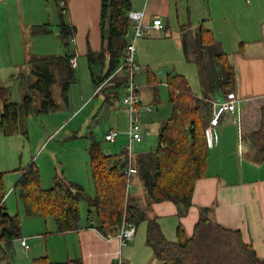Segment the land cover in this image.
<instances>
[{
	"label": "trees",
	"instance_id": "obj_1",
	"mask_svg": "<svg viewBox=\"0 0 264 264\" xmlns=\"http://www.w3.org/2000/svg\"><path fill=\"white\" fill-rule=\"evenodd\" d=\"M57 2L60 9L61 34L66 40L65 43L70 44L69 38L74 27L65 18L68 0ZM132 7V0H102L103 49L98 53L92 50L87 53L93 80L98 86L97 94L101 93L108 105H113L118 99L123 105L129 84L127 66L124 64L122 67L124 77L120 80L116 69L121 57L126 56L130 45L127 36L131 28L135 29V21L129 15ZM207 45L205 39L200 40V50ZM107 52L111 54L109 67L105 75H98L94 64L104 63ZM73 58L74 54L67 51L64 55L38 56L29 60L27 63L31 68L30 73L21 70L22 85L25 86L26 94L20 103L13 101L10 90L0 84L2 133H21L28 137L27 119L32 114L57 109L55 84H59L62 97L69 102L70 86L76 77ZM217 60L225 74L221 84L231 86L235 81L234 65L230 63L226 53L218 54ZM167 84L171 91L173 114L160 124L156 149L139 154L132 150L130 156L129 144H126L120 154L111 155L104 151L100 141L92 138L88 153L91 176L96 188L95 196L88 194L84 186L68 180L63 174L56 175L54 184L44 188L39 166L32 162L21 169V176L14 186L26 214L53 217L57 232L77 230L86 224L85 226L96 228L105 236L115 234L117 237L125 218L136 225V231L137 226L146 221V242L161 264H264V258L258 256L254 245L244 239L239 228L227 227L213 220L206 214V209L195 224L192 234H188L179 224L175 240L166 236L156 216H148L147 210L153 203L166 200L173 201L183 211L187 210L192 205L196 182L205 176L209 160L207 127L212 102L207 98L198 97L183 75L170 74ZM121 89L124 91L122 99ZM138 92L140 94L139 86ZM108 132L104 135L105 141H108L105 138ZM117 134L119 139V133ZM118 139L108 142L116 143ZM248 144L252 159L264 163V106L261 109V125L250 135ZM130 164L137 169L131 177L125 172ZM5 174L6 172L0 170V245L22 236L20 215L11 214L5 204ZM138 186L145 190L147 210L141 208L134 196ZM82 202L86 204L85 218ZM33 264L84 263L81 258L55 262L45 255L35 257Z\"/></svg>",
	"mask_w": 264,
	"mask_h": 264
},
{
	"label": "crops",
	"instance_id": "obj_2",
	"mask_svg": "<svg viewBox=\"0 0 264 264\" xmlns=\"http://www.w3.org/2000/svg\"><path fill=\"white\" fill-rule=\"evenodd\" d=\"M194 1L202 6L201 9L192 8V0H132V9L144 12V22L149 24L139 38L156 35L165 40L174 39L185 60L196 66L199 88H194L183 71L170 74L183 75L194 93L209 99L212 104L233 94L236 109L228 112L218 125L211 126L212 105L207 127L209 160L206 174L196 182L192 205L187 210L183 211L171 200L155 202L147 210V197L142 187L140 192L135 191L134 196L141 208L147 210L148 216L158 218L167 237L172 228L177 230L179 224L192 234L206 209V214L213 220L227 227L239 228L244 239L254 245L258 256L264 258V163L252 159L248 144L250 135L261 125L264 106V0ZM101 7L102 0H68L65 18L74 27L69 38L74 54L87 56L89 50L98 53L103 49ZM182 11L189 22L181 23ZM196 12L202 15L194 25L191 19ZM155 18L162 20L163 27L153 26ZM174 21L179 24L176 36L171 31ZM133 32L135 34V29ZM201 39L208 42L202 50ZM221 53H226L235 67V81L228 87L221 84L225 76L217 60ZM110 55V52L106 53L102 75L109 67ZM152 61L148 56L136 60L140 66L136 77L144 69L143 65L151 67ZM124 63L125 57L122 56L116 72H122L119 69ZM140 95L143 101L140 114L152 113L153 110L145 109L152 104L144 101L141 92ZM143 126L152 134L147 125ZM11 184L9 181L7 186L9 196L15 191L10 188ZM35 225L36 230L24 227L19 239L0 245V264H33L35 257L45 255L55 262L81 258L84 264H115L119 250L123 254L124 247L134 249L138 245L139 225L134 239L122 248L115 234L105 236L86 224L63 233L57 232V226L50 232H44L42 223L37 221ZM24 238L29 247L21 244ZM168 238L171 239L170 236ZM152 254L153 262L161 264L153 251Z\"/></svg>",
	"mask_w": 264,
	"mask_h": 264
},
{
	"label": "rangeland",
	"instance_id": "obj_3",
	"mask_svg": "<svg viewBox=\"0 0 264 264\" xmlns=\"http://www.w3.org/2000/svg\"><path fill=\"white\" fill-rule=\"evenodd\" d=\"M191 7L201 9L200 4L192 0ZM201 12L194 13L191 19L194 25L201 20ZM181 23L189 22L182 11ZM60 9L57 0H0V84L10 90L11 99L22 102L26 89L22 85L21 70L30 73L28 61L38 56H59L66 51L74 54L72 44H66L60 34ZM174 36L179 31V24L174 21ZM131 28L128 42L136 45V60L144 56L152 59L151 67L139 72L136 83L144 101L152 104V113L141 114V124L147 125L152 134L140 143H134L135 154L154 150L158 146L160 124L173 114L171 91L167 84L169 74L175 71L185 72L195 89L199 88L196 66L185 60L183 51L174 39L146 35L143 38L134 36ZM191 48V47H190ZM75 80L69 90V102L61 95L59 84L54 86V97L58 103L56 110L32 114L27 119L28 137L19 133L5 135L0 130V170L6 172L5 183L8 193L9 181L14 189L21 176V169L36 162L41 173L42 186L49 188L54 184L56 175H64L95 196L96 188L91 176L90 156L88 153L92 138L101 142L105 152L111 155L120 154L129 138V115L121 100L113 105L104 102L103 95L97 94V84L93 80L87 56L74 54ZM31 65V64H30ZM96 74H103L100 62L94 64ZM106 72V71H105ZM105 74V73H104ZM124 72L117 77L120 80ZM124 91H120V99ZM3 110L0 101V114ZM116 130L119 139L116 143L105 141L104 135L109 130ZM141 187H136L140 192ZM9 197V198H8ZM7 206L11 214H19L24 227L36 230L35 223H42V230L49 231L56 227V221L48 216H28L19 194L14 191L7 195ZM83 217L86 216V204H81ZM35 227V229H34ZM52 232V231H51ZM172 240L177 238L176 229L172 228ZM147 223L141 222L137 234V247H124L121 253L123 264H157L151 258L152 251L146 245ZM143 242V249L141 248ZM122 252V251H121ZM151 260V261H150ZM117 262V261H116Z\"/></svg>",
	"mask_w": 264,
	"mask_h": 264
},
{
	"label": "built area",
	"instance_id": "obj_4",
	"mask_svg": "<svg viewBox=\"0 0 264 264\" xmlns=\"http://www.w3.org/2000/svg\"><path fill=\"white\" fill-rule=\"evenodd\" d=\"M62 4H64L62 2ZM131 19L135 21V35L140 37L144 34L145 30L149 27V24L144 22V12L131 10L129 13ZM153 26L161 28L163 27L162 20L160 18H155L153 21ZM136 45L131 43L127 48V53L125 56V65L127 66V74L129 79V84L126 88V93L123 98V105L129 113V128L127 131L129 137V152H132V147L134 143L142 142L146 136L150 134V130L144 128L141 124L140 111L142 108L141 96L138 92V85L136 84V74L140 69L139 64L136 62ZM124 66V65H123ZM122 66V67H123ZM122 67L119 69L121 70ZM236 99L233 94H228L223 101H216L213 103V112L210 119V125H218L228 112H234L236 109ZM145 109L151 111L150 106H145ZM108 141H116L118 139V134L114 130H110L106 136ZM132 153L130 154V156ZM137 169L135 166L130 164V166L125 170L128 176H132L136 173ZM136 233V225L129 221L127 218L124 219V223L121 225L118 233V238L120 241V246L125 245L127 242L133 240ZM22 245L28 247L25 239L22 240ZM115 264H123L121 258V250L118 252V262Z\"/></svg>",
	"mask_w": 264,
	"mask_h": 264
}]
</instances>
